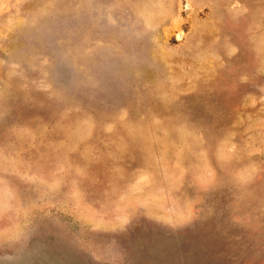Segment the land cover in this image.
Masks as SVG:
<instances>
[{
	"label": "rangeland",
	"instance_id": "rangeland-1",
	"mask_svg": "<svg viewBox=\"0 0 264 264\" xmlns=\"http://www.w3.org/2000/svg\"><path fill=\"white\" fill-rule=\"evenodd\" d=\"M0 264H264V0H0Z\"/></svg>",
	"mask_w": 264,
	"mask_h": 264
}]
</instances>
